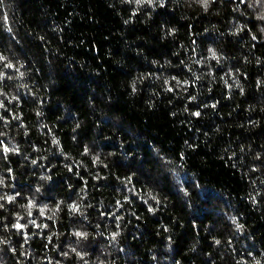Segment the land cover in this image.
Instances as JSON below:
<instances>
[{
	"label": "trees",
	"instance_id": "obj_1",
	"mask_svg": "<svg viewBox=\"0 0 264 264\" xmlns=\"http://www.w3.org/2000/svg\"><path fill=\"white\" fill-rule=\"evenodd\" d=\"M0 57V264H264V0H0Z\"/></svg>",
	"mask_w": 264,
	"mask_h": 264
},
{
	"label": "snow or ice",
	"instance_id": "obj_2",
	"mask_svg": "<svg viewBox=\"0 0 264 264\" xmlns=\"http://www.w3.org/2000/svg\"><path fill=\"white\" fill-rule=\"evenodd\" d=\"M147 2L148 3H151V0H147ZM161 2H162V0H161ZM213 55H215L214 53H213ZM0 59H3V57H0ZM9 67H11V65H9ZM195 115H199V113H195ZM5 151H8V149L6 148L5 149ZM11 199V198H10ZM31 206V205H30ZM74 208H75V206H73ZM15 227H17L18 229L19 228H21V227H23L22 225H20V224H17V225H15ZM77 235H83L82 233H77Z\"/></svg>",
	"mask_w": 264,
	"mask_h": 264
}]
</instances>
